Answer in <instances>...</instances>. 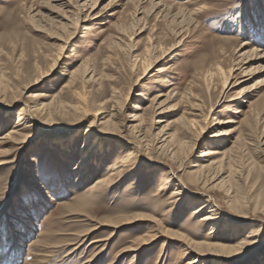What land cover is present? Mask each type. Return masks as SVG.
Here are the masks:
<instances>
[{
	"label": "rangeland",
	"instance_id": "obj_1",
	"mask_svg": "<svg viewBox=\"0 0 264 264\" xmlns=\"http://www.w3.org/2000/svg\"><path fill=\"white\" fill-rule=\"evenodd\" d=\"M172 1L184 3L188 0ZM126 2L90 0L82 17L97 18L78 27H69L68 31L74 33V37L64 50H59L62 43L56 38H65L68 31L55 29L58 21L65 22L60 20L64 10L57 8V3L52 0H0V82H8L16 91L25 80L27 82L40 73L47 75L43 82L19 98L22 103L19 101L14 107L0 104V136L13 130L23 104L33 107L29 95L36 91L44 95L40 103L54 101L55 106L64 104L68 107L80 104L85 108L83 112L88 114L78 122L73 121L68 113V117L57 114L47 122L36 120V127L28 137L15 136L0 147V264H110L112 261L114 264H129L132 257H135L133 264H187L193 256L185 258L181 242L170 239L160 231L161 228L194 243L209 241L207 238L212 236L209 242L225 246H233L239 238L245 237L249 225L264 228V145H261L264 143V85L253 92L249 104L229 101L237 92L254 85L256 80L264 79V74L252 75L264 61L236 64L234 81L239 83L238 87L230 92L227 102L216 107V115L206 119L209 126L204 134L206 144L211 141L207 136L215 131L235 130L223 138L221 145H213L220 153L228 154L232 167L216 173L214 184H221L223 188L210 194L208 202L207 196L195 190L201 187L199 184L189 185L186 199L172 203L169 196L173 186L163 183L160 186L165 180V176L161 177L164 167L158 162L162 158L155 151L150 152L157 160L151 161L145 149H141L142 155L136 154L135 147L130 144V131L126 128L128 117L134 113L131 107L135 102L143 109L154 99L160 102L167 94L173 96L183 92L197 68L210 64L220 48L231 52L238 44L246 43V50L254 45L264 50V0H199L196 4L202 8L194 22L185 23L186 31L181 34L183 44L173 53L176 59L172 62L165 59L164 66L169 62V69L161 71L163 66L158 65L134 87L130 83L141 68L137 66L130 73L123 53L116 61L108 47L110 38L117 35L115 25L129 21L127 13L133 8ZM145 20L146 30L133 41L136 43L134 54L143 51L151 35L156 36L166 28L163 22H153L151 18ZM224 39L230 42L224 43ZM125 42L128 43L124 40L120 44L124 50ZM166 42L172 43L169 38ZM59 51L62 52L61 60L51 68ZM238 55L233 58L237 59ZM253 57L256 56L250 58ZM84 63L96 81L75 85V90L83 97L80 99L73 96V90L65 85L71 72ZM111 88H115L119 95L116 103L108 102ZM138 93L144 98L138 99L135 96ZM217 95L215 92L210 100L205 95L204 114L217 100ZM173 104L175 101L170 103ZM249 106L254 107L253 126L239 127V123L211 126L227 121L235 108L239 107L245 113ZM184 109L180 107L164 119L169 132L178 127L176 120L183 116ZM145 118L151 127L153 120L149 115ZM107 119L118 124L121 134L104 133L109 131L103 124ZM242 119L240 116L236 121ZM86 137H89L87 143ZM59 139H63V143L59 144ZM208 146L195 145L184 158L177 174L183 181L190 183L193 176L191 166L199 161L197 157L202 150L213 148ZM94 153L97 155L92 160ZM83 155L90 160L85 159L86 164L80 165ZM127 157L126 167L114 171L111 182L99 184L112 172L110 167L115 160L119 162ZM78 166L82 168L77 170ZM162 187L166 189L159 192ZM80 197L84 202L91 200L84 209L87 212L71 211ZM190 201H194L193 208L204 205V209L193 215ZM209 204L217 211L214 224L218 223L219 231L213 235L209 234L213 224L200 221ZM136 215L152 216L158 226L154 227L149 221L116 228L107 225V220ZM245 216L249 218L247 222H243ZM242 226L245 230L241 231ZM152 230L156 234L161 232L158 238L143 245L139 251L122 253L134 248L135 242ZM84 234V238L80 237ZM199 264H212V259ZM237 264H264V246L255 251L253 257Z\"/></svg>",
	"mask_w": 264,
	"mask_h": 264
},
{
	"label": "bare ground",
	"instance_id": "obj_2",
	"mask_svg": "<svg viewBox=\"0 0 264 264\" xmlns=\"http://www.w3.org/2000/svg\"><path fill=\"white\" fill-rule=\"evenodd\" d=\"M89 1L90 0H52V2L57 3V8H62L64 10V15L59 17L61 18L60 20L65 22L58 21L55 29L64 32V30L68 31V28L71 26L78 27L79 25L81 26V24L96 19L97 17L90 19H88V16L85 18L82 17L84 16V8L87 6V3ZM198 1L199 0H188L184 3H176L172 0H127L126 4L129 3L128 5H131L133 8L132 10L130 9L131 11L127 13L129 21L126 24L115 25L117 29V35L113 39L110 38V40L108 41V47L110 51L113 52L111 53V57L115 58L116 61L120 60V54L123 53V55L126 57L125 65L127 69H129L128 71H130V73L137 66L141 68V72L131 81V87L136 86L140 80L145 79L149 72L153 71L156 67H158V65L163 66V69L161 71L169 69V62H172L176 59V56L173 53H175L176 50L183 44L184 38L181 34L186 31V24L188 25L189 23L194 22L195 16L198 15L197 13L202 8L201 5L198 6L196 4ZM68 14H71L73 16L69 17ZM147 18H151L153 22H163L166 28L161 30V32L156 36L151 35V37L147 39V46L143 49V51L140 54H134L136 50V43H134L133 41L136 37H138L146 30L145 25L147 23H145V19ZM141 21L143 22L142 25L140 23ZM51 22H53V20H51ZM152 27V31L154 32V25ZM73 37L74 33H70L68 31V34L65 38L64 36L56 38L62 43V46L59 48V50H64L66 45L70 43ZM63 38L65 39L64 41L62 40ZM168 38L172 41V43L166 42V39ZM124 40L128 42H125L126 44H124L123 47L125 48L126 52L124 49H122V47H120V44H123ZM226 42L230 41L224 39V43ZM254 46L251 49L246 50V48H248V45L246 43H241L232 48L231 52H229L225 48H220L218 54L214 56V60L210 62V64L203 67L199 66L197 68L193 79L189 82L188 86L183 92H177L173 96L167 94L165 97H163L164 100L160 102H155L154 99L149 106L143 109L140 107V105L136 104V102L135 105L131 107L134 113L133 115L128 117L129 119H127L126 122V128L129 129L132 139V142L130 144L135 147L136 154L138 155H142L140 151L141 149H145V151L147 150L149 154L150 152L153 153L155 151L157 153V156H160L162 158V161L158 162H162V166L164 167L163 172H161V177L165 176V180L164 182H161L160 186L162 185V183L166 186H173V191L169 196V199L172 203L181 202L182 198L187 197L186 189H188L189 185L198 186L199 184H201V187H196L195 190L204 194L205 197L207 196V202L208 199H211L210 194L216 191V189L221 190L223 188L221 184H214V179L216 173L221 169L225 170L228 168V170H230V168L232 167V161L230 157H227L228 154H225L224 152L220 153L219 149L216 148V146L214 148L213 145H221V143H223L224 141L223 138L228 136L235 130L230 129L229 131H215L207 136V139H211V141L206 144V142L204 141V134L209 128V126L207 127L208 122L206 119L215 116L216 107H220L223 103L227 102L230 92L238 87L239 83L234 81V73L236 71L235 69L237 68H235V65H238V63L248 65L255 60L264 61V50L256 48ZM234 55H238L237 59L233 58ZM253 55H255L256 57L250 58ZM61 57L62 52L59 51L56 57L52 60L51 68L56 66L58 61L61 60ZM166 58H169V62L168 65L164 66ZM84 66H86L85 63L83 65H79L76 69H74L71 72L70 80L68 81L67 85H65L68 89L73 90V96L79 97L80 99H83V97L79 94V91L75 90V85L78 82L84 84L96 81L93 74H91L90 71ZM157 71H160V69L157 68ZM262 74H264V64L258 66L257 69L252 73L253 77L260 76ZM46 76L47 75L40 73L27 82L25 80V83H23L22 86H17L16 91L13 90V86H9L8 82L1 80L0 104H4L9 107L16 106V104L20 101L19 98H21L23 94L30 91V89H32L34 85L43 82L46 79ZM262 85H264V79L260 78L259 80H256L254 85L246 87L245 89L237 92L236 97H232L233 99L229 101L235 103L239 102L240 104H249V100L253 92ZM111 89L112 93L108 102L116 103L119 95L115 88ZM215 92H218L217 100H215V102L208 108L207 113L204 114V109L206 107L204 105L205 95L210 100ZM142 95V93H138L135 96L138 99L144 98ZM43 97L44 95L37 91L34 93H30L29 100L31 101H29V103H31L33 107L30 108L26 104H23L17 116L18 118L16 124L12 128L13 130L0 136V147L5 145L6 143H9L15 138V136L19 135L23 136L24 138L28 137V134H30L36 127V120H43L47 122L57 114L61 116H67L68 113V115L70 114V116H72L71 118L73 121L78 122L83 120V118L88 115L86 112H83L85 108L83 109L82 107H80V104H76V106L74 107H68L64 104L55 106L54 101H51L49 104L40 103ZM173 101H175V104L170 105V103ZM83 106H86V104ZM180 107L185 108L183 116H181L180 119L176 120L178 122V127H176L173 132H169L168 125L165 124L166 121L164 119L167 115L170 116L171 113L178 111ZM248 109L249 110L244 113L242 110H239V107L235 108V110L231 112V118L223 123L216 122L215 124H211V126L236 125L239 123V127H251L255 124L251 119V117L253 118L254 107L249 106ZM113 115H111L110 117L112 118ZM147 115H149V118L153 120L151 122V127L147 123V118H145V116ZM189 116L194 118H189ZM240 116L243 117V119L241 120V122H237L236 120L240 119ZM201 121H203L204 124H202ZM262 121L264 122V117ZM103 124H105V127L107 128L106 130H109L104 133L115 135V133L119 132V134H121V130L118 124L111 122L110 119L105 120ZM153 125L156 127H154ZM152 128H154L153 130H156V133H153ZM150 129L152 132L150 131ZM88 138L89 137H86L85 143H87V141L89 140ZM57 142L59 144L63 143V139H59L57 140ZM195 145H201L202 147L211 145L210 147L213 148H208L207 150L201 151V154L197 157L199 161L194 162L191 166V168H193V176H191L192 180L190 179V183H188V180L187 182L183 181L177 174L181 171L184 158L190 154L191 150L195 148ZM261 145H264V143H262ZM190 146L192 148H190ZM82 148L84 149V147ZM260 152H263L262 149L260 150ZM42 154L44 153H41L40 155ZM151 154V157H149L150 160L157 161L153 159V154ZM96 155L97 154L94 153L91 156V159L95 160ZM85 159L90 160V157L86 158V155H83L81 157L82 161L79 164H84ZM127 159L129 158L127 157L125 160L122 159L119 162H116L115 160V162H113L110 167V170H112V172L110 174H107L105 178H102L99 184L103 183L104 181H106V184H108L109 181L111 182L110 177H112V175L114 174L113 172L118 169V171H120V169L126 167L125 164ZM82 166H78L77 170L79 168H82ZM213 172L214 174L212 176H209ZM195 175L197 177H195ZM165 189V187H162L159 189V192H163ZM90 201L84 202L83 197L78 198L75 201L73 209L71 211L76 213L87 212L84 211V209L88 204H90ZM189 205L193 209L191 211L193 215L199 214L202 209H204V205L193 208L195 207L194 201H190ZM208 206L209 209L207 210L205 216H202L200 221L208 225L213 224L210 228L211 231L209 232V234L213 235L214 233L219 231L218 223L214 224V222L216 223V218L214 217L216 208L212 204H209ZM231 208L233 209L234 207L231 206ZM248 219L249 218L245 216V220H243V222H247ZM253 220L256 219L254 218ZM137 221H149L153 223L154 227L158 226L156 223H154L155 220L152 216L145 217L137 215L132 217L126 216L107 220V225L116 228L118 226L131 224ZM249 228L250 230L247 232V235L245 237L243 236L239 238L233 246H225L223 244L215 243L212 244L211 242H209L212 239V236H209L207 238V240L209 241H205L203 243H194L186 240L179 235L166 232L164 231L165 229L162 230L161 228L160 231L166 233L170 237V239H177L181 242L180 245H182L181 247L183 248V255L185 256V258L186 256H193L192 260L187 264H199L201 262H208L211 259L212 264H237L239 262H244L247 258L249 259L253 257L255 251L264 246V233L262 232L264 228H262L260 225H249ZM239 230H245V226H242ZM160 231H158V234L161 233ZM158 234L153 233L152 230V233H149L146 237L137 240L134 244L136 245L134 248L122 251V253L141 250L143 245L145 246V244L151 243L156 238H158ZM85 235L86 234H84V236L80 235V237L84 238ZM134 262L135 257L130 258L129 264H133ZM110 264H114V262L112 261Z\"/></svg>",
	"mask_w": 264,
	"mask_h": 264
}]
</instances>
